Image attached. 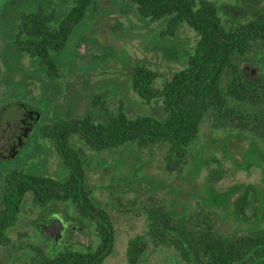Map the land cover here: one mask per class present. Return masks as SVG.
I'll list each match as a JSON object with an SVG mask.
<instances>
[{
    "label": "rangeland",
    "instance_id": "1",
    "mask_svg": "<svg viewBox=\"0 0 264 264\" xmlns=\"http://www.w3.org/2000/svg\"><path fill=\"white\" fill-rule=\"evenodd\" d=\"M210 1L218 4L227 22L248 19L264 5L262 0ZM73 2L0 0V137L8 129V122L28 107L38 108L43 122L87 117L101 121L107 111L114 112L120 106L131 118L166 116L161 100L148 104L133 91V71L144 66L154 75L153 87L161 89L192 55L196 33L183 25L176 37L163 38L166 20L150 22L140 17L135 6L127 1L95 0L85 19L74 29L67 48L54 55L59 67L56 75H50L37 59L31 60L16 46L20 19L23 14L42 8L62 20ZM82 45L84 52L80 50ZM237 64L249 82L257 84L264 80V68L255 62L252 54L238 60ZM246 107L259 109L250 104L243 106ZM241 132L234 127H218L213 118L207 117L199 138L188 149L186 163L180 172L167 167V148L164 146L138 151L136 145L129 143L101 153L83 146L86 182L93 191L92 198L96 206L109 215L115 229L114 253L103 264H130V241L147 233L145 211L153 204L173 203L199 212L201 206L197 200L204 199L205 186L213 195L239 185L247 186L250 192L261 190L264 193V156L259 151L264 152V141L259 136L252 137L248 131ZM254 143L259 148L256 151ZM199 163V177L193 182L188 181L189 172ZM14 170L58 178H63L66 171L53 141L35 132L17 158L0 160V211L5 179ZM191 190L196 192L194 196L189 194ZM247 196L241 198L237 193L231 198L239 204L233 215L244 224H252L261 209L257 194L247 201L255 199L252 206L243 204ZM33 206L32 196L28 194L20 223L8 233L10 247L7 250L0 247V264H10L8 256L28 254L31 251L29 244L37 246L45 236L48 241L67 242L69 225L66 218L75 217L74 207L69 204L55 206L47 212L48 216L38 220L41 237L38 230L29 225L39 214ZM223 224L226 232L231 231L232 221ZM78 242L81 246L94 248L99 239L93 231L91 235H78ZM11 264L21 262L17 258ZM142 264L186 263L175 248L154 249L149 244Z\"/></svg>",
    "mask_w": 264,
    "mask_h": 264
},
{
    "label": "trees",
    "instance_id": "2",
    "mask_svg": "<svg viewBox=\"0 0 264 264\" xmlns=\"http://www.w3.org/2000/svg\"><path fill=\"white\" fill-rule=\"evenodd\" d=\"M94 1L74 0L62 20L42 8L23 14L16 46L31 60L37 59L50 75H56L59 62L54 55L67 48L74 29L85 19ZM122 1L132 3L138 15L150 22L166 20L163 38L176 37L181 26L188 25L197 35L193 53L161 89L153 87L154 75L144 66L133 71V91L148 104L161 100L166 112L164 118L151 115L131 118L120 106L114 112L107 111L101 121L87 117L61 122L51 130L55 134L51 141L67 171L65 178L57 180L19 170L6 177L0 211L1 248L10 247L8 233L24 213L28 194L36 208L73 206L76 210L73 218L91 226L99 239L94 248L81 246V242L63 243L58 248L54 242L45 240L37 246L29 244L28 254L8 256L10 264L17 258L21 264H103L114 253L115 229L109 215L92 198L93 191L86 182L83 146L94 153L129 143L136 145L138 151L164 146L167 167L180 172L188 149L199 138L207 117L213 118L218 127L248 131L252 137L256 135L264 141V80L257 84L249 82L237 64L252 54L255 62L264 68V5L248 19L227 22L218 4L210 0ZM246 104L259 109H244ZM61 133L75 134L78 140L70 145L67 139L58 136ZM258 149L256 144L255 151ZM200 169L201 163L189 172L187 180L193 182L198 178ZM254 191L239 185L213 195L205 186L204 199L197 200L201 206L199 212L173 203L153 204L145 211L147 233L130 241V264L143 263L149 244L154 249L175 248L186 264H264V193ZM237 193L241 198L248 195L243 202L248 206L255 199L247 201L257 194L261 213L258 210L252 224H244L233 215L239 204L231 198ZM189 194L194 196L196 192L191 190ZM227 220L233 222L229 232L223 228Z\"/></svg>",
    "mask_w": 264,
    "mask_h": 264
},
{
    "label": "flooded vegetation",
    "instance_id": "3",
    "mask_svg": "<svg viewBox=\"0 0 264 264\" xmlns=\"http://www.w3.org/2000/svg\"><path fill=\"white\" fill-rule=\"evenodd\" d=\"M71 121H74V119H58L54 122H50V121L43 122L42 113L38 108L28 107V108L23 109L20 112V114H17L15 116L13 121L8 122V129L4 130L3 134L0 137V143H1L0 160L9 161L11 159L17 158L20 155L21 151L24 149V147L27 145L28 139L35 132H39V134L42 137L49 138L51 140V137L55 136L54 133H51V130H53L61 122L69 123ZM58 136L61 139H64V140L67 139L70 145L74 141L78 140V136L75 134L61 133ZM63 174H64L63 178H65L67 171H65V173ZM52 178H55L57 180L63 179V178H58V177H52ZM34 208L39 211V214L34 221L32 220L29 223V225H32L35 229L40 231L38 220H43L46 216H48L47 212L51 211L52 207L48 206L45 208V210L44 208H40V207H37V208L34 207ZM23 214L24 213L20 215L18 224L20 223ZM66 221L68 222V225H69V235H68L67 242H63L64 244H67V243L75 244L77 243L78 235H85V234L91 235L93 232V228L91 226L85 223L79 222L77 218H72V217L67 216ZM49 241L51 244L53 243L52 240H49Z\"/></svg>",
    "mask_w": 264,
    "mask_h": 264
},
{
    "label": "water",
    "instance_id": "4",
    "mask_svg": "<svg viewBox=\"0 0 264 264\" xmlns=\"http://www.w3.org/2000/svg\"><path fill=\"white\" fill-rule=\"evenodd\" d=\"M80 50H81L82 52L85 51V47H84V45H82V47L80 48ZM54 225H56V224H53L52 226H54ZM43 233L46 234V235H48L47 232H46L45 230H43ZM48 233H49V232H48ZM45 237H46L45 240L48 241V236H45ZM51 238H52V236H51ZM52 241L54 242V244H55V246H56L57 248H58V247H61L62 244H63V243H60V244H59L58 240H52Z\"/></svg>",
    "mask_w": 264,
    "mask_h": 264
}]
</instances>
